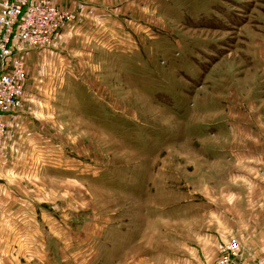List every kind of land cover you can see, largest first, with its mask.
<instances>
[{"label": "rangeland", "instance_id": "obj_1", "mask_svg": "<svg viewBox=\"0 0 264 264\" xmlns=\"http://www.w3.org/2000/svg\"><path fill=\"white\" fill-rule=\"evenodd\" d=\"M56 3L72 21L23 52L38 91L0 147L33 202L0 264H215L264 215V0Z\"/></svg>", "mask_w": 264, "mask_h": 264}, {"label": "built area", "instance_id": "obj_2", "mask_svg": "<svg viewBox=\"0 0 264 264\" xmlns=\"http://www.w3.org/2000/svg\"><path fill=\"white\" fill-rule=\"evenodd\" d=\"M56 0H1L0 2V147L7 131L5 115L23 104L27 80L23 52L52 47L72 21ZM241 244L230 240L215 264H239ZM246 264H264V256Z\"/></svg>", "mask_w": 264, "mask_h": 264}, {"label": "crops", "instance_id": "obj_3", "mask_svg": "<svg viewBox=\"0 0 264 264\" xmlns=\"http://www.w3.org/2000/svg\"><path fill=\"white\" fill-rule=\"evenodd\" d=\"M81 1H85V0H81ZM1 2V0H0ZM56 2H58L60 5H66L68 4L69 7H74V4L78 6V4L80 5V0H79V3H77L76 0H56ZM89 5V4H88ZM76 8V7H75ZM76 9H79L78 7ZM75 9V10H76ZM81 9H90V10H93L94 11V14H97L100 12V10L102 9H97L95 6L93 5H89V6H85V7H82ZM94 17V16H93ZM90 24V22H88ZM85 25H88L87 23ZM82 27V26H81ZM85 27V26H84ZM24 59L27 60L28 62L27 63H30L31 64V67H27V70H28V73L30 72L29 69L32 71H36L38 69V63H39V59L40 57H42V53H35L33 51H30V53H24L23 55ZM44 61V60H43ZM30 66V65H29ZM47 66L48 68H50V63L48 65L45 64V69H47ZM30 74V73H29ZM32 80V82H31ZM33 79L29 78V81L26 82V85H25V91H26V104H25V108H21L20 111L21 112H27V110L31 107L30 104L28 103V99L31 98V96L33 94H36V87L33 86ZM38 89V88H37ZM46 92V91H44ZM39 94V92H37ZM47 103V102H46ZM42 106H45L46 104L45 103H42L41 104ZM20 111H13L11 113H9L8 115L4 116L5 120L8 122V124L10 125V127H14V124H18V122H28V116L26 114H20L19 112ZM33 134V135H32ZM35 135V136H34ZM16 135H10V137L12 139H10V141L12 142V146L14 145V141H16ZM29 136L27 138V145L31 147L30 150H26V152L28 154L32 153V154H36L37 151H34V147H41V144H42V135L40 132H38L35 128H32V131L30 130V135H27ZM23 137L26 139V136L23 135ZM33 145V146H31ZM8 146V145H7ZM11 146V148H13ZM1 153V152H0ZM41 155H43V152H38L36 154V156L38 158L41 157ZM2 154L0 155V175H2L3 173H6V170L8 169V164H9V160L7 159V162L8 164L3 166L2 163H3V159H2ZM9 157V154L7 155ZM41 159V158H40ZM6 161V160H5ZM43 168V167H42ZM41 168V169H42ZM15 169V172L16 173H25L24 169L22 168H19V165L16 166ZM3 185V188L1 189L0 188V194H2V191L3 192H7V195L8 198L6 197H0V237L2 238H6L7 237V233H5L3 231L4 227L2 226L1 227V218H6V220H9L11 219L13 221V224L11 225L13 228H14V225H16L18 223V220L19 218H21L20 220L22 222H25V228L28 229V223L31 222V220H33V217H32V208L30 209V207H32V200L28 199L27 197L25 198L24 196H22L21 194H17L15 192H13L12 190H16V189H11V187H8V185L2 183ZM13 192V194H12ZM10 193L13 195V196H10ZM32 202V203H31ZM19 207H20V210H19ZM25 207V208H24ZM23 208V209H21ZM34 209V208H33ZM19 211V212H18ZM29 215V217H28ZM28 217V218H26ZM32 217V218H31ZM255 221L256 224H254L253 228H258L259 227V230L257 232H251L249 234H247L245 237L243 236H236V238L239 239L240 243H241V255H242V263H247L249 261H252L254 259H256L260 254L264 253V227L263 229L260 227V222L261 221H264V215H256L255 217ZM5 221V220H3ZM2 221V222H3ZM253 221V220H251ZM17 222V223H16ZM5 230V229H4ZM10 230V229H9ZM12 231V230H10ZM13 232V231H12ZM27 232V230L25 231ZM12 233L10 232L9 233V236L11 237ZM15 236L17 237V234H15ZM14 236V237H15Z\"/></svg>", "mask_w": 264, "mask_h": 264}]
</instances>
